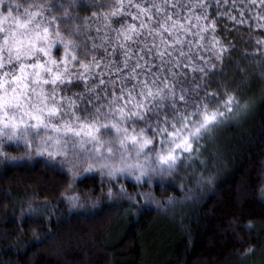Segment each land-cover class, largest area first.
<instances>
[{
  "label": "snow or ice",
  "instance_id": "6c2138e0",
  "mask_svg": "<svg viewBox=\"0 0 264 264\" xmlns=\"http://www.w3.org/2000/svg\"><path fill=\"white\" fill-rule=\"evenodd\" d=\"M213 4L264 29V0H0V166L39 158L73 181L98 176L109 196L121 179L162 186L187 161L209 170L201 140L249 109L208 90L227 51Z\"/></svg>",
  "mask_w": 264,
  "mask_h": 264
},
{
  "label": "trees",
  "instance_id": "16d2710c",
  "mask_svg": "<svg viewBox=\"0 0 264 264\" xmlns=\"http://www.w3.org/2000/svg\"><path fill=\"white\" fill-rule=\"evenodd\" d=\"M210 19L227 51L208 90L220 101L234 93L249 109L201 140L209 170L187 161L162 186L121 179L109 196L98 176L73 181L39 158L0 166V264H251L264 253V29L218 17L214 4ZM200 174L210 181L192 179ZM65 195L80 196L83 207Z\"/></svg>",
  "mask_w": 264,
  "mask_h": 264
},
{
  "label": "rangeland",
  "instance_id": "374dc122",
  "mask_svg": "<svg viewBox=\"0 0 264 264\" xmlns=\"http://www.w3.org/2000/svg\"><path fill=\"white\" fill-rule=\"evenodd\" d=\"M263 192H264V190H263ZM263 261H264V253L263 252L258 253V255H256L253 260L250 259L251 264H262Z\"/></svg>",
  "mask_w": 264,
  "mask_h": 264
}]
</instances>
